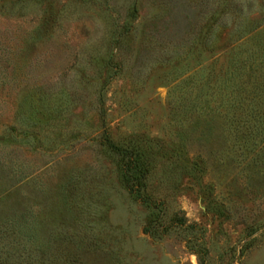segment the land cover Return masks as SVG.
<instances>
[{
	"label": "rangeland",
	"instance_id": "374dc122",
	"mask_svg": "<svg viewBox=\"0 0 264 264\" xmlns=\"http://www.w3.org/2000/svg\"><path fill=\"white\" fill-rule=\"evenodd\" d=\"M193 257L264 264V0H0V264Z\"/></svg>",
	"mask_w": 264,
	"mask_h": 264
},
{
	"label": "trees",
	"instance_id": "16d2710c",
	"mask_svg": "<svg viewBox=\"0 0 264 264\" xmlns=\"http://www.w3.org/2000/svg\"><path fill=\"white\" fill-rule=\"evenodd\" d=\"M109 150L119 158L120 177L132 192L139 194L148 174L146 154L136 147H124L114 141L107 142ZM148 202V201H147Z\"/></svg>",
	"mask_w": 264,
	"mask_h": 264
},
{
	"label": "clouds",
	"instance_id": "9594fccd",
	"mask_svg": "<svg viewBox=\"0 0 264 264\" xmlns=\"http://www.w3.org/2000/svg\"><path fill=\"white\" fill-rule=\"evenodd\" d=\"M192 259H193V264H196L195 257H193Z\"/></svg>",
	"mask_w": 264,
	"mask_h": 264
}]
</instances>
